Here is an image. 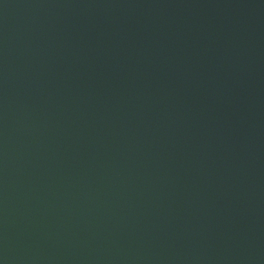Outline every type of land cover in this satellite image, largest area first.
I'll list each match as a JSON object with an SVG mask.
<instances>
[{
    "label": "water",
    "instance_id": "1",
    "mask_svg": "<svg viewBox=\"0 0 264 264\" xmlns=\"http://www.w3.org/2000/svg\"><path fill=\"white\" fill-rule=\"evenodd\" d=\"M0 264H264V0H0Z\"/></svg>",
    "mask_w": 264,
    "mask_h": 264
}]
</instances>
